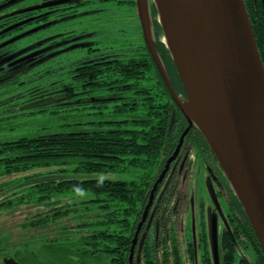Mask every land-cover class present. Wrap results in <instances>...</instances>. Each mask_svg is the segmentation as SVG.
<instances>
[{
	"label": "trees",
	"instance_id": "trees-1",
	"mask_svg": "<svg viewBox=\"0 0 264 264\" xmlns=\"http://www.w3.org/2000/svg\"><path fill=\"white\" fill-rule=\"evenodd\" d=\"M136 8L134 14L141 32L138 45L106 53L84 45L80 48L88 53L98 52L71 63L68 84L62 86L63 90L40 84L23 88L22 93H28L32 100L28 105L39 103L40 108L32 113L46 111L47 105H65L61 100H50L67 87L72 91L89 90L85 94L93 95L95 101L113 103V113L123 118L112 120L113 128L98 127L103 122L97 120L96 127L86 130L0 142V214L37 207L18 226L31 234L17 244L10 243V236L4 235V244L0 246V252L9 253L22 264H127L129 245L155 167L182 129L177 123L188 122L150 53ZM245 8L264 66V18L257 27L252 11ZM149 14L157 56L175 93L184 91L186 97L171 56L160 41L162 32L153 3L149 4ZM27 71L30 72L27 69L17 75L4 74L0 86L24 87L42 77L36 70L31 74ZM133 124H140V128H133ZM126 169L137 172L133 179L75 178L78 174L120 173ZM83 192L92 197L72 200ZM83 207V216L90 213L85 217L89 220L73 225L70 216L81 217L77 212ZM245 219L243 233L247 239L240 242L238 249L241 256L250 258L251 264H264L257 238L246 216ZM236 255L232 250L229 259L234 262ZM144 264H155L154 258L145 254Z\"/></svg>",
	"mask_w": 264,
	"mask_h": 264
},
{
	"label": "flooded vegetation",
	"instance_id": "flooded-vegetation-1",
	"mask_svg": "<svg viewBox=\"0 0 264 264\" xmlns=\"http://www.w3.org/2000/svg\"><path fill=\"white\" fill-rule=\"evenodd\" d=\"M122 1L127 3H121ZM133 2L134 0H0V44L41 23L49 24L50 27L81 16L107 12L111 9L108 7H111V3L116 4L117 8H133L135 12L136 3L132 5ZM243 3L252 11L255 25L259 27L264 18V0H244ZM40 6L42 7L39 8ZM93 34L85 30L79 34L69 31L59 33L57 37L39 45L40 41L20 49L13 48L19 39L1 47L0 82L4 74L17 75L30 67V62H22L3 68V59L18 50L31 47L21 55L23 56L48 49L41 54L47 57L73 44L94 47L96 41L90 39ZM77 37L81 38L70 41ZM87 91L89 90L72 91L65 87L64 91L56 93L57 97H50V101L61 100L60 103L67 105L94 100L93 95L85 94ZM177 96L180 100L185 98L184 91ZM180 124L182 129L174 145L167 148L155 167L154 177L129 245L127 264H144L145 254L153 257L155 264H213L214 235L218 264H251L250 258L239 256L240 242L247 239L243 233L246 219L224 171L199 131L186 120L177 123L178 126ZM232 250L237 254L234 262L229 259ZM3 253L0 252V264H4L5 258H12L22 264L9 253Z\"/></svg>",
	"mask_w": 264,
	"mask_h": 264
},
{
	"label": "water",
	"instance_id": "water-1",
	"mask_svg": "<svg viewBox=\"0 0 264 264\" xmlns=\"http://www.w3.org/2000/svg\"><path fill=\"white\" fill-rule=\"evenodd\" d=\"M150 3L156 9L162 32L160 41L168 50L184 87L186 97L183 100L175 93L157 56ZM165 5L176 35L183 73L164 42L161 6L156 0H136L143 37L175 103L190 125L198 129L218 160L264 256V66L243 0H165ZM40 29L25 31L4 41L0 48ZM83 46L75 44L59 53ZM29 49L4 58L3 68L30 61L34 55L48 50L20 56ZM55 55L41 58L36 64ZM190 82L202 110L204 130L185 110ZM214 241L215 235L212 255L213 264H218ZM3 263L20 264L12 258H5Z\"/></svg>",
	"mask_w": 264,
	"mask_h": 264
},
{
	"label": "rangeland",
	"instance_id": "rangeland-1",
	"mask_svg": "<svg viewBox=\"0 0 264 264\" xmlns=\"http://www.w3.org/2000/svg\"><path fill=\"white\" fill-rule=\"evenodd\" d=\"M110 5L111 7L109 5L108 7L111 9L107 12L81 16L77 19L74 18L65 22H61L57 25H51L50 27H48L49 24L46 23L36 25L33 28L40 27L41 29L29 36L21 38L16 42V44H14L13 48L20 49L38 41H40L41 44L57 37L59 33H68L69 31H72L76 32V34H79L83 30L94 33L90 39L97 42L94 47L101 49L99 51L100 53H106L116 49H128L138 45V43L141 41V32L137 26V19H135L136 14H134L133 8L131 9L126 6L117 8L116 4L114 3H111ZM41 7L42 6L39 8ZM80 38L81 37H77L70 41H76ZM59 52L60 51L55 52V56L38 64H36L37 61H39L41 58H44V56L41 55L43 53L34 55L30 61H23L26 63H31L30 67L27 68L30 70V72L27 71L28 74H31L32 70H36V72H39V74L42 75L41 79H37L35 82L25 85L24 87H14V85L0 86V142L12 141L21 137H31L37 134L51 132L86 130L96 127L94 122H97V120H102L103 122V124L100 126L98 125V127L103 129L113 128L114 125L111 123V121L114 119L123 118V116L113 113V103H101L98 101H94L93 103L67 104L61 106H55L52 104L47 105L46 107L44 106V108H46V111L44 112L32 113L40 108L38 107L39 103L36 104L35 102V104L28 105L32 102V100H30L31 97L28 95V93H22L24 89H29L30 87L36 86L37 84L43 86L50 85L52 88L58 87V89L63 88L62 86L68 84L67 71L69 70L71 63L78 58L91 56L98 51L88 53L84 48L77 47L67 52ZM27 69L22 70L20 73ZM28 74L23 75L22 80H24L25 76ZM20 93H22V95H19ZM26 100L27 102L24 103ZM92 104H94L93 107H89L92 106ZM96 106L101 107L96 108ZM96 111H99L100 113L95 114ZM131 126L135 129L140 128V124H133ZM135 174H137L136 171L134 172L126 169L120 173L108 172L78 174L75 175V178L131 180L134 178ZM91 197L92 194L89 192H83L78 194V196L72 200L77 202L79 200H86ZM82 205L84 206V204ZM36 208H19L18 210L12 211L13 213L3 212L0 214V233L3 234L0 235V246H3L4 244V235H9L10 243L16 244L22 239L27 238V235L30 233V231L25 233L24 231L19 230L18 226L23 219L32 216L30 213ZM84 210L85 209L83 207L79 210V212H77L79 216L81 215V217L72 218L70 216L71 221H73V225L78 222H86L89 220L85 217L90 213L83 216V213H85ZM34 246L35 245H31L30 248L35 249ZM1 253L4 254L3 252ZM239 256H241L240 252Z\"/></svg>",
	"mask_w": 264,
	"mask_h": 264
},
{
	"label": "bare ground",
	"instance_id": "bare-ground-1",
	"mask_svg": "<svg viewBox=\"0 0 264 264\" xmlns=\"http://www.w3.org/2000/svg\"><path fill=\"white\" fill-rule=\"evenodd\" d=\"M156 1L161 6L160 11L162 14L160 16V21L165 28L164 42L173 52L175 59H177V61L179 62L180 71H181V73H183L182 64L180 63L181 60L179 61L180 55L178 54V43L176 41V35L174 34V29H173V26L171 24L170 19L166 15L165 0H156ZM195 94L196 93L194 90V85L192 84V82H190V84H189V101L186 104L185 110H186V113L189 115V117L193 121L197 122L198 125L200 126V128H202L204 130V121H203L202 113H201L202 110H200L198 107Z\"/></svg>",
	"mask_w": 264,
	"mask_h": 264
}]
</instances>
